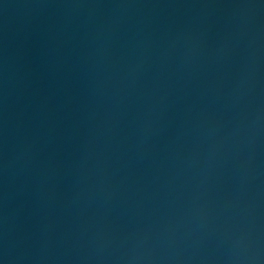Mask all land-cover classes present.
I'll return each mask as SVG.
<instances>
[{
	"label": "water",
	"instance_id": "95a60500",
	"mask_svg": "<svg viewBox=\"0 0 264 264\" xmlns=\"http://www.w3.org/2000/svg\"><path fill=\"white\" fill-rule=\"evenodd\" d=\"M0 264H264V0H0Z\"/></svg>",
	"mask_w": 264,
	"mask_h": 264
}]
</instances>
